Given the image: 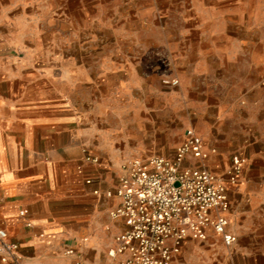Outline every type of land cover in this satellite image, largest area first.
Returning a JSON list of instances; mask_svg holds the SVG:
<instances>
[{"label": "crops", "instance_id": "obj_1", "mask_svg": "<svg viewBox=\"0 0 264 264\" xmlns=\"http://www.w3.org/2000/svg\"><path fill=\"white\" fill-rule=\"evenodd\" d=\"M209 106L217 159L253 155L228 189L236 239L207 229L172 264H264V0H0V228L23 264H118L100 256L125 227L105 195L121 167L85 155L112 130L172 155V118Z\"/></svg>", "mask_w": 264, "mask_h": 264}, {"label": "built area", "instance_id": "obj_2", "mask_svg": "<svg viewBox=\"0 0 264 264\" xmlns=\"http://www.w3.org/2000/svg\"><path fill=\"white\" fill-rule=\"evenodd\" d=\"M162 83L175 85L177 80L163 79ZM215 152L206 147L195 129L188 128L172 155L126 160L116 185L105 192L107 197L118 199L110 216L121 218L125 225L113 237L108 256L118 264H172L183 241L204 240L207 229L231 246L236 238L228 230L227 185L240 182L247 158L232 155L226 173L218 176L205 164ZM84 159L94 164L99 161L90 153ZM91 182L90 178L85 180L86 184ZM26 213L27 209L20 211V215ZM65 254L77 253L67 247ZM0 260L2 264H23L18 243L9 239L4 228H0ZM76 264L83 262L78 260Z\"/></svg>", "mask_w": 264, "mask_h": 264}, {"label": "rangeland", "instance_id": "obj_3", "mask_svg": "<svg viewBox=\"0 0 264 264\" xmlns=\"http://www.w3.org/2000/svg\"><path fill=\"white\" fill-rule=\"evenodd\" d=\"M107 102H109V100ZM210 107L211 106L207 108H203V109L188 107L187 113H186V120L184 121L182 117L176 118L177 125H175L174 123L175 118L174 117L172 118L171 120L172 132L170 134L171 136L170 141L171 143H174L175 147H177L179 143L183 140L185 130L188 128H193L196 130V132L203 138L204 143L206 144V147H211V144L216 142V140H214L211 137V132H212L211 130L216 129L217 127L212 126L213 122L211 121V116L213 115V112ZM112 110L113 109L107 108V114H108L109 119H113V118H110V116L111 117L113 116ZM204 122H207V123H204ZM110 132L112 133L111 134L112 136L108 139V141H106V143L109 145L111 150L105 153L104 152L103 153L98 152L97 154L92 153L94 154L93 156L96 155V157H98L99 161L97 164L102 165V167H104L103 165H108L106 162H109L110 164H112L114 160L118 162L119 166L121 167V165L126 160L132 157H145L146 155H140V154H135V153H130V152L134 148L140 145L162 144L163 137H164V134L162 132H157L156 134H154L155 137L157 138L155 140H131L130 138H127V137L125 138L124 136L125 134L123 135L122 133L120 134L121 131L119 132V131L112 130ZM236 152L238 151L237 150L231 151L225 154L224 156H221V157L219 156L221 159H217L218 157H216V155L218 154L220 155V152L217 150L216 154H211L209 156L205 164L208 167V169L216 172L218 176H222L226 173V170L228 168L229 159L231 157L230 155ZM252 157L253 155H248V158L246 159V162L243 167V172L248 167V165H250V161L252 160ZM106 169H108V166L106 167ZM239 183H237L236 185H227V187L229 190L230 188L237 189L238 187L236 186ZM83 236L79 237V240ZM107 250L108 248H106L105 251L101 253L100 259L102 261L111 259L107 254ZM78 251L80 252V254L81 253L83 254L85 252V249L83 248V246L82 247L80 246L78 247ZM204 264H211V263L204 262Z\"/></svg>", "mask_w": 264, "mask_h": 264}]
</instances>
